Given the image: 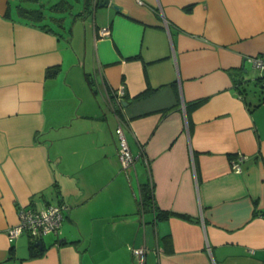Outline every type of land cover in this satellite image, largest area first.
<instances>
[{"label":"crops","instance_id":"crops-1","mask_svg":"<svg viewBox=\"0 0 264 264\" xmlns=\"http://www.w3.org/2000/svg\"><path fill=\"white\" fill-rule=\"evenodd\" d=\"M16 2L0 0V264H134L132 247L145 264H264V89L246 75L247 58L264 54V0H109L75 19L82 67L61 46L71 20L64 36L47 32L15 15ZM81 68L93 92L83 109L82 97L66 108L47 95ZM251 81L260 91H246ZM119 121L135 158L128 178ZM147 182L157 209L190 218L140 211ZM58 203L68 209L40 255L26 233L9 241L22 207Z\"/></svg>","mask_w":264,"mask_h":264},{"label":"built area","instance_id":"built-area-1","mask_svg":"<svg viewBox=\"0 0 264 264\" xmlns=\"http://www.w3.org/2000/svg\"><path fill=\"white\" fill-rule=\"evenodd\" d=\"M92 1L93 4H95L98 0ZM101 34H108V30H101ZM247 60L258 70L259 75L257 80L262 89H264V54L250 56ZM123 93V88L120 87L113 94V98L108 95L109 103L114 107H118L120 104V97ZM113 101L115 102L113 103ZM115 135L117 139V157L120 168L128 178L130 172L134 169L135 158L130 151L120 121L115 128ZM243 158V155L236 154L230 161L231 168L237 173L241 172L240 164ZM67 209L68 206L65 203L52 204L42 210H38L32 206L22 207L18 211L17 222L8 227L6 231L9 241H13L23 233H26L31 239L37 240L48 234L58 235L61 221ZM131 254L134 259V264H145L146 249L144 247H132Z\"/></svg>","mask_w":264,"mask_h":264},{"label":"trees","instance_id":"trees-1","mask_svg":"<svg viewBox=\"0 0 264 264\" xmlns=\"http://www.w3.org/2000/svg\"><path fill=\"white\" fill-rule=\"evenodd\" d=\"M98 1L93 4L92 0H83V11L75 14L73 16L70 25L67 27V31L71 32V26L73 21L77 18V16H85L86 14L92 13L94 8L97 6ZM72 8V5L68 3L66 0H60L52 5L46 6L40 0H17L14 5L15 15L26 19L31 22L33 25L40 27L41 29L51 32L57 35H60L58 32V28L64 29V21H65V13L69 12ZM7 16H11V7L6 11ZM56 72V67H51L46 70L47 75H53ZM86 76V74H85ZM88 84L92 89V82L88 80ZM149 92L144 91L135 96V98H141L147 95ZM205 101V98L196 99L186 104V112L187 118H189L191 110L200 106ZM154 196L152 191L151 183H142L139 188V209L142 211L143 209L154 208ZM157 210L156 217H167L168 215H174L181 218L189 219V215L179 212L166 211V210ZM37 239H33L30 242L31 253L30 256L40 255L43 251L44 243L42 237L39 238L42 243V248L39 249L38 246H35V241Z\"/></svg>","mask_w":264,"mask_h":264},{"label":"rangeland","instance_id":"rangeland-1","mask_svg":"<svg viewBox=\"0 0 264 264\" xmlns=\"http://www.w3.org/2000/svg\"><path fill=\"white\" fill-rule=\"evenodd\" d=\"M44 2H47V0H41ZM77 9H78V4L77 3H73L72 4V8L69 12L65 13V16L67 17V23H70V20H72L73 16H75V14L77 13ZM89 24L91 25V20L88 19ZM72 31H71V42H66V40H63L61 43V46L63 48V50L66 51L67 54L72 53L74 60H73V64L75 67L80 66L82 67V64H80V62L83 61L84 58V51H83V46L81 51L80 50H76V46H75V40H74V36L73 34L77 35L79 30L82 29V23L80 21L75 20L72 24ZM58 32L59 34H61L62 36H64L65 32L63 29L58 28ZM88 58H90L91 56V51L90 49H88V53H87ZM72 57V56H70ZM87 61H86V69L87 72L90 74H92L91 72V68L90 66H87ZM251 70V71H250ZM250 70L246 71V75H248L251 79L258 77L259 72L257 69L255 68H251ZM73 71L70 73V75L67 77L66 73L64 72V74L61 76L60 80H58V82L54 85L51 84L50 89L51 92L48 93L47 95H52V97L54 98L56 95V98H58L57 100L59 104H63V106H65L67 108V106H75L74 108H76V104H78L76 101H78L81 97L84 98V103L83 106H81V108L83 109L86 102H87V98L86 96H90L92 95V90L90 89V86L88 85V82L86 81V76L84 74L83 69L81 68V72L78 74V82H74L72 83V77H73ZM252 74V75H251ZM89 76V75H88ZM74 84V88L71 87ZM260 85V84H259ZM256 82H250L249 85H246L244 88L246 89L247 92L254 94V92L260 91V86H259ZM62 99H61V98ZM73 97H76L77 100H71L75 99ZM91 97V96H90ZM97 98L101 101L102 105H104V102L102 101L99 92L97 93ZM70 99V100H69ZM70 101V103L68 104V102ZM105 106V105H104ZM119 162V161H118ZM122 174L124 175V173L122 172ZM51 238L50 235L45 236L44 240Z\"/></svg>","mask_w":264,"mask_h":264},{"label":"water","instance_id":"water-1","mask_svg":"<svg viewBox=\"0 0 264 264\" xmlns=\"http://www.w3.org/2000/svg\"><path fill=\"white\" fill-rule=\"evenodd\" d=\"M108 1L109 0H98V6H103V5H105V4H107L108 3ZM115 101H113V103H114ZM124 104H126L125 102H124ZM114 108H116V107H114ZM35 246H38V247H42V243H41V240H36L35 241Z\"/></svg>","mask_w":264,"mask_h":264}]
</instances>
